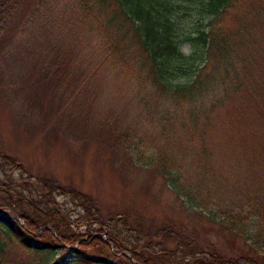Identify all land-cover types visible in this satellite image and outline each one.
<instances>
[{
	"label": "rangeland",
	"instance_id": "obj_1",
	"mask_svg": "<svg viewBox=\"0 0 264 264\" xmlns=\"http://www.w3.org/2000/svg\"><path fill=\"white\" fill-rule=\"evenodd\" d=\"M16 2L2 32L6 48H12L18 58L12 60L6 53L9 60L0 61V155L15 158L22 167L6 170L11 172V188L22 189L23 178L36 182L37 189L32 187L30 194L41 198L44 211H51L53 219H29L0 203V211L5 212L0 220L10 226L8 230L0 227V264H78L85 256L94 258L95 264H197L192 252L210 246L228 258L238 257L243 264H264V180L253 183L252 178H264V160L256 155L254 168L235 167L243 158L240 144L247 141L245 129L231 132L227 120L208 127L185 126L186 114L153 111L173 105L169 96L146 83L136 95L127 91L136 89L138 82L121 86L123 77L117 79L114 74L84 78L82 66L90 67L89 51L81 48L86 41L71 45V38L62 33L74 28L72 1ZM254 7L263 14L256 15ZM263 9L264 0H240L228 23L234 25V14L264 23ZM248 10L255 15H246ZM51 37L55 49L36 59L34 55L43 53L45 45H51L45 46L47 50L53 47ZM58 47L71 51L55 61ZM76 52L78 60H74ZM51 67L52 71L59 68L60 74L75 71L64 80L61 75L42 76L43 69ZM57 82L63 83L59 89ZM241 99L235 94L230 103ZM217 111H226L229 118L234 115L231 110ZM221 114L227 117L223 112L214 116ZM253 138V145L263 151L264 130L256 129ZM242 147L250 156L251 146ZM159 149L165 150L163 155L172 162L179 182L196 193L194 198L173 188L169 177L150 165ZM210 171L223 176L217 190L209 189L216 184ZM50 181L59 189H49ZM70 190L91 199L92 215ZM6 193L0 190V200L13 205L14 199L6 200ZM241 200L249 204L242 210ZM231 203L239 204L230 217L235 224L232 229L225 226L228 212L223 211ZM243 220L246 223L241 224ZM137 222L150 235L140 232ZM157 227L169 235H157L153 231ZM20 235L58 244L52 246V253L36 252L20 241ZM175 236L182 245H175ZM168 251L172 260L164 255Z\"/></svg>",
	"mask_w": 264,
	"mask_h": 264
},
{
	"label": "trees",
	"instance_id": "obj_2",
	"mask_svg": "<svg viewBox=\"0 0 264 264\" xmlns=\"http://www.w3.org/2000/svg\"><path fill=\"white\" fill-rule=\"evenodd\" d=\"M69 1H72L71 15L75 18L73 25L75 29L70 28L69 31L62 33L71 38V45L78 44L81 39L86 41L81 48H86L89 51L90 58L87 62L90 67L82 66L81 73L84 78H92L96 75L104 76L107 73L114 74L117 79L123 77L119 82L121 86L133 85L138 82L136 89L127 91L136 95L137 91L146 83L155 88L156 92L169 96L170 105H173V107L157 106L153 111L164 110L165 114L171 112L186 114L187 116H183L184 119H182L185 126L190 125L195 128L203 125V127H208L217 120H227L231 132L235 130L237 133L240 132V129H245L246 133H244L243 139L247 141L240 145L251 146V155L247 156L246 148L239 145L243 158L238 159L235 164L238 169L243 164L244 167L254 168L256 155L259 156V160H264V150L253 145V134L256 129L264 130V29H262L264 23L249 22L245 19L247 17L243 18L240 14V17L234 14L231 20L234 25L231 23L229 25V14L240 0ZM17 5L16 0H0V61L9 60L6 53L12 60L18 58V54L12 48H6L7 38L2 33L6 30L7 23L13 16ZM256 9L257 7L253 8L256 15L263 14L260 7L258 10ZM251 14L255 15L252 11L246 13L248 16ZM33 15L34 11L31 12L30 18ZM51 39L52 43L47 38L53 47L47 50L45 46L51 45H45L43 53L39 55L38 51L34 55L36 59L40 60L43 55L46 56L47 51L55 49L54 38L51 37ZM183 45L187 46L188 52H184ZM65 51L70 52L71 49L62 50L61 47H58L53 60L58 61ZM76 56L74 60H78L77 52ZM62 61L63 59H61ZM76 65L73 66L76 67ZM52 68L54 67L49 68V71L43 69L42 76L61 75V80H64L66 76L75 71L71 69L60 74L59 68L53 71ZM68 71L69 73H67ZM129 79L137 81L131 82ZM57 84V89H59L58 86L61 87L63 83L57 82ZM145 90L148 94L147 88ZM235 94L242 99L230 103ZM218 109L231 110L234 115L229 118L226 111H217ZM215 112H223L227 117L222 114L215 117ZM172 116L177 118V114ZM195 120L197 122H194ZM170 126L175 128L173 123ZM110 133L113 135L116 131ZM164 151L159 149L153 153V158L149 161L150 165L153 168L156 166L160 174L167 175L173 188L194 198L196 193L179 182L180 178L176 174V169L172 162L167 161L168 158L163 155ZM205 155L207 156L208 153L206 152ZM227 163V167L231 168L229 167L231 162ZM259 165L263 166L262 162H259ZM13 169L20 170L22 167L15 158L0 155V190L7 192L6 200L14 199L13 205L11 202H3V200H0V203L6 204L16 214L29 219H37L41 222L53 219L51 211H44L41 198H32L33 196L30 194L32 187L37 189L36 182L28 183L27 179L23 178L20 183L22 189L11 188V172L8 174L6 170ZM210 173L212 181H216V184L212 183L209 189L217 190L216 187H222L220 180L223 176L220 173L215 174L213 171ZM240 173L243 172H238V175ZM252 178H254L253 183L258 182L259 179L261 182L264 180L259 176ZM38 181L40 180L38 179ZM48 186L51 190H53L52 188L59 189V185H54L52 181L48 183ZM20 190L21 192H19ZM24 190H28V194ZM70 193L82 204L89 215L94 213V207H92L89 197L81 193H74L72 190ZM240 202L241 210L249 205L245 201L241 200ZM238 206V203L235 205L231 203L229 207L222 209L226 214L228 212L224 218L225 226L228 228L235 227V224H231L233 220L230 217L235 214V208ZM216 210L222 211L217 208V205ZM243 223L246 222L243 220L241 224ZM136 226L141 228L140 232L150 235L148 230H143L142 225H139L138 222ZM0 227L4 230L10 229V226L1 220ZM149 231H152V227L149 228ZM153 231L157 235L163 234L165 237L169 235L161 227H157ZM19 239L29 250L45 254L54 252L52 246L58 244L51 242L52 240H36L23 235H20ZM174 241L177 243L175 244L177 247L178 244L182 245L181 240L176 236ZM39 242L47 243L50 246L40 248L37 246ZM164 255L172 260V253L169 251ZM192 256L193 262L197 264H243L237 259L238 257L228 258L221 255L213 246L198 252L193 251ZM45 257L48 258V256ZM93 261H95L94 258L85 256L80 257L77 263L95 264Z\"/></svg>",
	"mask_w": 264,
	"mask_h": 264
},
{
	"label": "water",
	"instance_id": "obj_3",
	"mask_svg": "<svg viewBox=\"0 0 264 264\" xmlns=\"http://www.w3.org/2000/svg\"><path fill=\"white\" fill-rule=\"evenodd\" d=\"M4 215H5V212L4 211H0L1 220H3L2 218L4 217ZM37 246L38 247H48V244H38Z\"/></svg>",
	"mask_w": 264,
	"mask_h": 264
}]
</instances>
